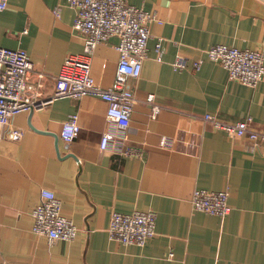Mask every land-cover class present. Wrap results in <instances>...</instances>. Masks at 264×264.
Here are the masks:
<instances>
[{"label": "crops", "instance_id": "crops-1", "mask_svg": "<svg viewBox=\"0 0 264 264\" xmlns=\"http://www.w3.org/2000/svg\"><path fill=\"white\" fill-rule=\"evenodd\" d=\"M125 1L160 19L150 25L140 75L129 80L134 101L126 140L99 148L102 132L116 126L105 119L107 103L93 95L53 99L0 126V132L23 130L19 141L0 143V257L6 264H264V141L254 145L203 118H250L253 127H264V79L254 87L230 80L205 53L217 43L264 53V0ZM74 14L67 0H7L0 11V46L27 52L28 81L40 98L52 94L64 59L83 53ZM117 43L112 36L89 57L102 87L114 79ZM177 54L188 59L186 67L173 68ZM199 59L193 71L191 62ZM148 93L162 106L155 117ZM72 113L80 131L66 144L60 130ZM128 144L141 154L121 155ZM42 188L54 191L61 213L78 228L74 240L32 231ZM194 189H227L230 212L220 218L195 210ZM133 210L156 213L155 234L142 246L108 237L111 212Z\"/></svg>", "mask_w": 264, "mask_h": 264}, {"label": "built area", "instance_id": "built-area-1", "mask_svg": "<svg viewBox=\"0 0 264 264\" xmlns=\"http://www.w3.org/2000/svg\"><path fill=\"white\" fill-rule=\"evenodd\" d=\"M74 9L72 28L83 35V53L68 55L55 76L52 94L47 98L38 97L28 76L33 64L27 52L22 48L0 46V126H8L12 117L22 110L40 109L57 98H81L85 95L100 97L107 103L105 119L115 125L113 132L103 131L99 141L102 150L116 148L112 142L126 140V129L130 122V113L134 94L129 80L137 78L146 57L150 25L160 22L154 13L143 7L132 5L125 0H67ZM7 6V0H0V11ZM59 16L60 7L53 9ZM24 30L23 32H25ZM116 36V49L119 58L114 79L108 87H102L94 81L90 72L89 57L99 43ZM158 57L163 52L161 39L156 45ZM207 57L222 65L228 73V79L237 80L244 85L254 87L264 79V53L257 49L237 48L226 44H213L205 49ZM202 60L191 62L196 71ZM188 64L186 57L177 54L172 61L174 69H182ZM42 77V73H38ZM150 107V116L155 117L161 109L154 93L145 97ZM204 120L216 129H222L231 136L244 137L252 144L264 141V127L255 128L250 118L233 123L222 121L215 115L205 114ZM80 131L79 116L72 113L62 122L60 137L70 144ZM23 136L20 128H10L0 132L2 140L19 141ZM112 140V142H111ZM160 143L166 145L167 137H161ZM121 155H140L141 150L134 145L119 148ZM190 202L195 210L226 217L230 212L228 190L194 189ZM32 231L45 235L50 240L72 241L78 228L73 221L61 213V201L54 191L42 188L39 201L31 211ZM156 213L153 210H133L128 213L112 211L107 227L108 237L125 245L142 246L155 234ZM173 255L172 251L168 256ZM0 264H6L0 257Z\"/></svg>", "mask_w": 264, "mask_h": 264}, {"label": "water", "instance_id": "water-1", "mask_svg": "<svg viewBox=\"0 0 264 264\" xmlns=\"http://www.w3.org/2000/svg\"><path fill=\"white\" fill-rule=\"evenodd\" d=\"M31 111H32V109H31Z\"/></svg>", "mask_w": 264, "mask_h": 264}]
</instances>
